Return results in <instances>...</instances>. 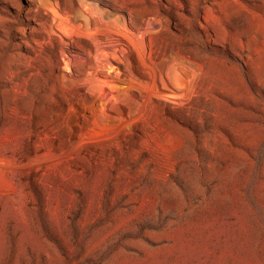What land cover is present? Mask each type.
Here are the masks:
<instances>
[{"label": "rangeland", "instance_id": "rangeland-1", "mask_svg": "<svg viewBox=\"0 0 264 264\" xmlns=\"http://www.w3.org/2000/svg\"><path fill=\"white\" fill-rule=\"evenodd\" d=\"M0 264H264V0H0Z\"/></svg>", "mask_w": 264, "mask_h": 264}]
</instances>
